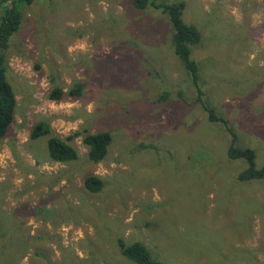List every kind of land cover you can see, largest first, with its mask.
<instances>
[{"label":"rangeland","instance_id":"obj_1","mask_svg":"<svg viewBox=\"0 0 264 264\" xmlns=\"http://www.w3.org/2000/svg\"><path fill=\"white\" fill-rule=\"evenodd\" d=\"M157 1L184 2L201 33L202 99L263 165L264 0ZM171 34L166 15L132 0L24 6L6 52L16 107L0 145V264H134L119 238L167 264H264V181L236 180L246 162L227 157L231 135L196 101ZM40 119L63 139L80 133L76 160L55 162L48 136L30 138ZM103 130L107 154L90 162L82 138ZM89 175L101 191L84 187Z\"/></svg>","mask_w":264,"mask_h":264},{"label":"trees","instance_id":"obj_2","mask_svg":"<svg viewBox=\"0 0 264 264\" xmlns=\"http://www.w3.org/2000/svg\"><path fill=\"white\" fill-rule=\"evenodd\" d=\"M34 0H0V145L14 119V109L16 107V97L10 83L6 79V55L9 48L10 38L16 33L22 23L23 8L33 3ZM135 8L144 10L151 6L159 9L168 18L171 27V44L175 57L181 62L189 78L197 91L196 101L207 113L208 120L219 122L231 135V143L227 148V157L229 159H244L246 167L236 175L238 182L250 180L264 181V164L256 166L255 151L250 147H237L234 145L237 135L230 126L229 121L215 113L213 107L207 105L202 99L203 89L200 84V67L192 55V47L199 44L201 33L196 25L187 23L183 18L184 2L165 3L157 0H132ZM83 84L77 82L71 86V95L80 97L83 92ZM63 96V90L56 86L53 87L48 97L52 100H58ZM168 92L165 91L158 96L156 101H163L167 98ZM79 132H74L66 138H61L51 134V127L46 119H40L32 127L30 132L31 139H37L43 136L47 138V152L51 160L64 163L78 158L77 150L69 143ZM111 133L109 131H97L86 133L82 142L87 147V159L90 162L97 163L102 161L108 151L111 143ZM84 187L91 193H97L102 190L104 181L98 175H89L84 178ZM116 245L119 253L125 259L134 264H167L159 257L152 254L148 247L141 241L126 243L121 238L117 239ZM2 248H0V252ZM93 258L98 253H93Z\"/></svg>","mask_w":264,"mask_h":264}]
</instances>
